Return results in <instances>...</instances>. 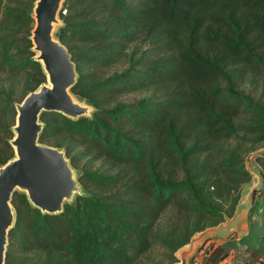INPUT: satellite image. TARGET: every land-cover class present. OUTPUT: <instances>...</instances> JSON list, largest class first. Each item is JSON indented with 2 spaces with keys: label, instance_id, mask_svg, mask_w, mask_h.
Here are the masks:
<instances>
[{
  "label": "trees",
  "instance_id": "16d2710c",
  "mask_svg": "<svg viewBox=\"0 0 264 264\" xmlns=\"http://www.w3.org/2000/svg\"><path fill=\"white\" fill-rule=\"evenodd\" d=\"M7 2L0 75L12 108L18 88L20 102L46 78L31 59L35 0ZM59 16L56 37L78 73L71 92L95 111L75 121L43 112L39 141L65 150L86 195L49 215L14 192L5 264H139L153 247L172 264L193 234L233 216L252 177L246 157L264 147V0H64ZM142 92L151 94L117 102ZM10 113L1 165L14 155ZM251 196L248 231L211 244L204 264L233 248L250 263L264 255V223L252 219L264 189Z\"/></svg>",
  "mask_w": 264,
  "mask_h": 264
},
{
  "label": "water",
  "instance_id": "95a60500",
  "mask_svg": "<svg viewBox=\"0 0 264 264\" xmlns=\"http://www.w3.org/2000/svg\"><path fill=\"white\" fill-rule=\"evenodd\" d=\"M63 2L35 0L33 6L30 39L35 54L32 59L40 63L46 81L27 93L22 101L14 103L16 116L9 140L14 155L0 166V264H5L8 233L16 220L12 204L14 192L24 194L32 208L49 215L62 213L65 204L72 205L76 196L86 195L78 180L80 174L71 165L65 150L39 141L44 127L40 120L43 112H57L75 121L92 118L95 111L85 99L71 92L78 78L76 64L66 45L56 37L57 28L62 24L59 15ZM241 198L232 217L244 206ZM224 221L193 234L174 253L177 261L172 264H187L193 252Z\"/></svg>",
  "mask_w": 264,
  "mask_h": 264
},
{
  "label": "rangeland",
  "instance_id": "374dc122",
  "mask_svg": "<svg viewBox=\"0 0 264 264\" xmlns=\"http://www.w3.org/2000/svg\"><path fill=\"white\" fill-rule=\"evenodd\" d=\"M8 6L7 0H3L1 12H4ZM32 59V58H31ZM21 64H25V60H21ZM126 64L113 66L108 74H113L115 72H119ZM24 69L26 70L24 74V78L27 76H31L34 74L33 68L31 64H25ZM19 82H22V76L18 77ZM5 75H0V105L6 107L7 114H0V138L4 137V129L1 128L2 125L8 124L10 122L11 117V109L15 110V106L12 108L8 106L7 99L3 98V91L5 92ZM21 89L18 88L17 93L13 94L12 100L15 102H19L21 97ZM151 92H142V93H132L128 95H123L117 98V102L122 103H132L137 101L141 97L150 95ZM10 110V111H9ZM16 111V110H15ZM11 130V128H10ZM12 131V130H11ZM13 151V149H12ZM14 152V151H13ZM11 154L9 150L5 147L0 146V159L2 157H7ZM260 156H264V147L260 146L253 152L249 153L246 157L245 164L246 168L251 173V180L248 184H245L242 192L241 199L244 201V207L246 208V213L240 219L238 217L227 218L222 224L221 227L214 231L211 237L206 239L203 244L197 248L193 254L190 256L187 264H204V258L206 256V252L208 251L211 244H219L223 243L228 239L237 241L241 236H243L248 231V215L250 213L251 207L254 205V199L251 196L252 188L256 190L264 189V169L261 167L257 158ZM1 166V164H0ZM99 167V164H94L89 166V169L94 170ZM80 173V169L77 170ZM170 212L164 213L162 220L164 221L169 215ZM235 218V220H234ZM252 219L263 222L264 223V203L260 201L258 209L252 213ZM250 257L248 253L242 251V247L240 250H236L235 248L231 249L228 257L220 262V264H264V255L261 256L257 261L252 263L249 262ZM175 260H177L175 258ZM170 259L164 255L163 249L161 247H153L145 256L141 258V262L139 264H169Z\"/></svg>",
  "mask_w": 264,
  "mask_h": 264
},
{
  "label": "bare ground",
  "instance_id": "6f19581e",
  "mask_svg": "<svg viewBox=\"0 0 264 264\" xmlns=\"http://www.w3.org/2000/svg\"><path fill=\"white\" fill-rule=\"evenodd\" d=\"M245 201V200H244ZM246 213V208L243 206L237 214L238 219H240Z\"/></svg>",
  "mask_w": 264,
  "mask_h": 264
},
{
  "label": "crops",
  "instance_id": "0c3cea01",
  "mask_svg": "<svg viewBox=\"0 0 264 264\" xmlns=\"http://www.w3.org/2000/svg\"><path fill=\"white\" fill-rule=\"evenodd\" d=\"M253 188H255V187H253Z\"/></svg>",
  "mask_w": 264,
  "mask_h": 264
}]
</instances>
